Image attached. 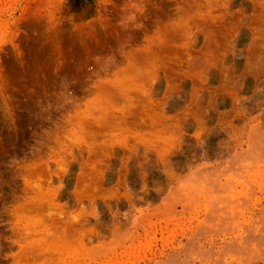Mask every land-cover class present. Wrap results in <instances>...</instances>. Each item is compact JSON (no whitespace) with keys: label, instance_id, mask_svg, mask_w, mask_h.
Returning a JSON list of instances; mask_svg holds the SVG:
<instances>
[{"label":"rangeland","instance_id":"1","mask_svg":"<svg viewBox=\"0 0 264 264\" xmlns=\"http://www.w3.org/2000/svg\"><path fill=\"white\" fill-rule=\"evenodd\" d=\"M260 25L264 0H0V264H264V41L201 133L170 118Z\"/></svg>","mask_w":264,"mask_h":264},{"label":"crops","instance_id":"2","mask_svg":"<svg viewBox=\"0 0 264 264\" xmlns=\"http://www.w3.org/2000/svg\"><path fill=\"white\" fill-rule=\"evenodd\" d=\"M254 30V28L253 30L250 29L246 37L243 36L244 34L241 36L237 32L234 34V41L236 45L234 51L236 53L242 54L243 59L241 68L237 67V70H241L238 73H233V70H236V67H224L220 64L221 62H219V66L217 67L212 66L210 63H208V57L210 56V54H208L204 48V52L200 54L199 58L200 65L203 67L204 71L201 72L199 76L196 73L198 78H196V75H194V73L192 74L190 72L183 77V79L189 77L188 80L190 81L188 82L189 90L186 95V103L180 110L173 113V115L170 117L177 120L178 124L176 128L178 133H184L185 131H188V129H190L191 133H201L203 131L200 130L201 124L205 123L207 114L212 107L211 105H209V103L214 100L216 103L218 99L221 100V98L227 96L232 100H235L240 89V84H237V80L240 81L244 75L250 73L251 75L248 76L251 77L254 81V84L257 85L258 77L254 73L263 70V62H261L259 56L263 53V51L261 50V45L264 41V26L260 25L258 33H255ZM239 45H241V47L244 45V47L239 48ZM227 53L231 52L226 51V54ZM252 64H254L255 68H252ZM208 66H210V68H208ZM212 69L218 72H213L216 77H212L210 83H212L213 79L218 78L217 83L210 87L206 86V82L204 80V82L199 86L198 80L205 79L206 75L208 77L209 71ZM149 75L152 78L154 76V71L150 70ZM181 80L182 79H180V81ZM167 82L164 87V92L169 94H178L180 90L179 83L177 84V86H174L172 88V86L169 85V82ZM196 104H198L199 107H196ZM186 125H189V127L187 128Z\"/></svg>","mask_w":264,"mask_h":264},{"label":"bare ground","instance_id":"3","mask_svg":"<svg viewBox=\"0 0 264 264\" xmlns=\"http://www.w3.org/2000/svg\"><path fill=\"white\" fill-rule=\"evenodd\" d=\"M27 253H28V252H27ZM27 253H26V254H27ZM19 254H20V253H19ZM29 254H31V252H30ZM15 257H16V256H15ZM17 257H18V256H17ZM21 257L24 259V257H26V256L22 255ZM21 257H20V258H21ZM20 258H19V259H20ZM22 258H21V260H22ZM28 258H29V257H28ZM28 258H25V260L27 259V261L29 262ZM15 259H16V258H15ZM16 260H17V259H16ZM16 260H15V261H16ZM25 260H24V261H25ZM24 261H23V262H24ZM25 262H26V261H25ZM29 263H32L31 260H30ZM29 263H27V264H29ZM19 264H22V263H19ZM23 264H24V263H23ZM42 264H43V263H42Z\"/></svg>","mask_w":264,"mask_h":264}]
</instances>
